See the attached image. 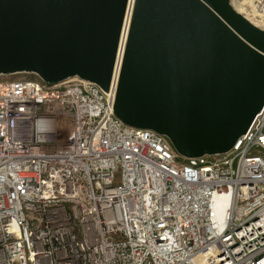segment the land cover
I'll return each instance as SVG.
<instances>
[{"label": "built area", "instance_id": "built-area-1", "mask_svg": "<svg viewBox=\"0 0 264 264\" xmlns=\"http://www.w3.org/2000/svg\"><path fill=\"white\" fill-rule=\"evenodd\" d=\"M136 2L107 91L0 75V264H264V104L217 155L125 125L115 101Z\"/></svg>", "mask_w": 264, "mask_h": 264}, {"label": "water", "instance_id": "water-1", "mask_svg": "<svg viewBox=\"0 0 264 264\" xmlns=\"http://www.w3.org/2000/svg\"><path fill=\"white\" fill-rule=\"evenodd\" d=\"M127 0H0V75L111 84ZM264 104V30L222 0H137L115 101L189 158L230 151Z\"/></svg>", "mask_w": 264, "mask_h": 264}, {"label": "bare ground", "instance_id": "bare-ground-1", "mask_svg": "<svg viewBox=\"0 0 264 264\" xmlns=\"http://www.w3.org/2000/svg\"><path fill=\"white\" fill-rule=\"evenodd\" d=\"M223 3H226L225 0H222ZM228 7L231 9V11L240 17L244 18L246 21H248L251 25L254 27L264 30V13L260 10H249L244 7V2L241 0H231L228 3ZM119 68L116 70L115 74V80L118 79L119 75Z\"/></svg>", "mask_w": 264, "mask_h": 264}, {"label": "rangeland", "instance_id": "rangeland-1", "mask_svg": "<svg viewBox=\"0 0 264 264\" xmlns=\"http://www.w3.org/2000/svg\"><path fill=\"white\" fill-rule=\"evenodd\" d=\"M226 4L228 5V3L231 0H225ZM244 2V7L249 9V10H260L258 9L257 5L259 2L264 3V0H241ZM261 11V10H260ZM34 74H28V73H23V74H15V75H8L6 77H4V79L6 80H15V79H21V78H34Z\"/></svg>", "mask_w": 264, "mask_h": 264}]
</instances>
